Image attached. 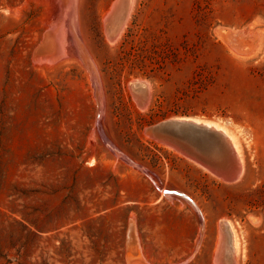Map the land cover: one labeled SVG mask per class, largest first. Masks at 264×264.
Returning a JSON list of instances; mask_svg holds the SVG:
<instances>
[{"label": "rangeland", "instance_id": "1", "mask_svg": "<svg viewBox=\"0 0 264 264\" xmlns=\"http://www.w3.org/2000/svg\"><path fill=\"white\" fill-rule=\"evenodd\" d=\"M115 1L0 0V264H264V0H130L110 39ZM247 25V56L215 33ZM170 117L224 128L240 177L144 135Z\"/></svg>", "mask_w": 264, "mask_h": 264}, {"label": "water", "instance_id": "2", "mask_svg": "<svg viewBox=\"0 0 264 264\" xmlns=\"http://www.w3.org/2000/svg\"><path fill=\"white\" fill-rule=\"evenodd\" d=\"M129 7L130 0L115 1L113 11L104 21V30L110 39H114L119 33ZM118 17L117 26L113 31L111 24ZM215 33L238 55L252 54L259 44L258 33L254 27L250 28L248 25L240 30L218 26ZM128 86L132 95L140 88L146 91V83L139 79L129 82ZM143 133L222 181L234 182L240 177L242 163L232 137L214 128L212 123L192 117H170L145 126Z\"/></svg>", "mask_w": 264, "mask_h": 264}, {"label": "bare ground", "instance_id": "3", "mask_svg": "<svg viewBox=\"0 0 264 264\" xmlns=\"http://www.w3.org/2000/svg\"><path fill=\"white\" fill-rule=\"evenodd\" d=\"M70 1L72 2V0H70ZM71 2H70V3H71ZM73 3H74V2H73ZM71 4H72V3H71ZM72 5H73V4H72ZM74 5H75V4H74ZM130 5H131V3H130ZM132 6H133V5H132ZM70 7H71V6H70ZM112 7H113V5H112ZM113 8H114V7H113ZM130 8H131V7H130ZM74 10H75V9H74ZM75 11H76V10H75ZM110 13H111V11H110ZM72 14H73V13H72ZM71 18H72V17H71ZM71 18H70V19H71ZM117 19H118V18H117ZM115 20H116V19H115ZM70 21H72V20H70ZM116 23H117V22H116ZM55 28H56V27H55ZM62 29H63V28H62ZM57 30H59V29H57ZM57 30H56V32H57ZM70 30H71V29H70ZM52 33H54V32L52 31ZM74 33H75V32H74ZM61 34H62V33H61ZM66 34H67V33H66ZM53 36H55V35H53ZM56 36H57V34H56ZM56 36H55V37H56ZM47 37H48V36H47ZM50 37H51V36H50ZM61 37H63V36L61 35ZM64 38H66V36L63 37V39H64ZM50 39H51V38H50ZM54 39H55V38H54ZM57 39H58V38H57ZM61 40H62V39H61ZM77 40H78V39H77ZM49 41H53V39H52V40H49ZM63 41H64V43L66 42L65 39H64ZM55 42H56V45H57V48H58V40L55 41ZM61 42H62V41H61ZM64 43H63V44H64ZM61 44H62V43H61ZM66 44H67V43H66ZM62 46H63V45H62ZM64 46H66V45L64 44ZM63 48H64V47H62V49H63ZM78 49H79V48H78ZM66 51H67V49H66ZM85 58H86V57H85ZM146 84H147V83H146ZM205 122H206V121H205ZM212 126H213L214 128L217 129V126H216L215 124L212 123ZM218 129H219V128H218ZM222 130H223L224 132H226V130H225L224 128H222ZM222 130H221V131H222ZM241 162H242V161H241ZM232 234H234V233H232ZM225 238H226V237H225ZM222 239H223V238H222ZM237 242H238V241H237ZM232 243L234 244V242H232ZM230 244H231V243H230ZM233 244H231V246H232ZM221 245H222V243H221ZM220 247H221V246H220ZM221 248H222V247H221ZM221 248H220V250H221ZM233 248H234V247H232V249H233ZM230 249H231V248H230ZM233 253H234V252H233ZM217 260H218V259H217Z\"/></svg>", "mask_w": 264, "mask_h": 264}, {"label": "crops", "instance_id": "4", "mask_svg": "<svg viewBox=\"0 0 264 264\" xmlns=\"http://www.w3.org/2000/svg\"><path fill=\"white\" fill-rule=\"evenodd\" d=\"M135 258H136V260L139 258V260L142 261V259H141L140 257H135ZM142 262H143V261H142ZM143 263H144V262H143Z\"/></svg>", "mask_w": 264, "mask_h": 264}]
</instances>
